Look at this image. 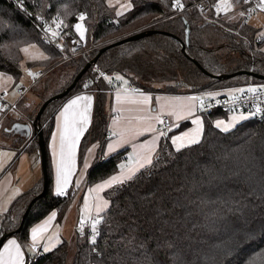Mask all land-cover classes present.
<instances>
[{"label": "trees", "instance_id": "16d2710c", "mask_svg": "<svg viewBox=\"0 0 264 264\" xmlns=\"http://www.w3.org/2000/svg\"><path fill=\"white\" fill-rule=\"evenodd\" d=\"M197 1L179 0L183 7H176L177 0H133L134 9L117 17L106 0H0V72L19 79L21 49L26 46L38 44L47 55L45 70L29 89L23 87L26 92L14 108L34 89L40 109L92 64L39 118V110L30 106L18 108L19 118L8 120L7 116L2 121L3 134L13 140L17 155L40 150L38 130L42 129L46 169L1 217L0 239L15 236L29 248L32 225L54 210L59 220L66 212L70 200L53 191L48 141L54 115L69 99L84 92L94 95L92 122L81 140L80 161L92 142H105L111 117L106 103L111 93L93 63L115 80L120 75L152 92L182 89L199 94L264 84V35L250 23L241 24L243 7L238 15L225 17L227 10L219 13L215 9L217 4L225 7L222 0H210L208 15L213 20L207 21L192 6ZM81 13L86 16L82 21L86 40L75 31ZM42 15L62 20L64 31L74 34L82 43L80 48L87 49L86 57L78 54L64 60L62 49L43 39ZM148 17L149 23L138 25L148 30L147 35L120 43L135 34V22ZM154 83L163 87L155 89ZM224 113L201 114L205 119L200 143L180 151L168 133L152 165L132 180L104 191L109 205L100 214L97 252L91 251V229L80 236L78 224L73 238L48 252L42 247L34 261L30 251L26 264H248L264 256V117L249 116L224 132L214 124V118ZM124 153L96 160L86 183L93 185L114 174ZM228 234L234 235L228 253L210 256L214 250L194 260L202 242Z\"/></svg>", "mask_w": 264, "mask_h": 264}, {"label": "crops", "instance_id": "0c3cea01", "mask_svg": "<svg viewBox=\"0 0 264 264\" xmlns=\"http://www.w3.org/2000/svg\"><path fill=\"white\" fill-rule=\"evenodd\" d=\"M228 4H230L229 0ZM234 9L235 8L231 6L228 8L227 12L233 11V13H235ZM119 81L121 82L123 89L117 91L114 94H108V100L106 103V112L109 114H112L113 112V117H110L108 121V131L112 132L113 137L111 139H104L105 142L103 143L98 140L92 142L87 148L81 161L79 158L80 144L84 134L87 132L92 122L94 95L91 92L78 94L92 97L91 107L89 110V123L87 124L86 131H84L83 135L79 139L78 144L76 145L75 163L72 169V174L69 178L70 183L66 186V189L70 187L78 188V194L74 198L70 199L66 208V212L60 220L58 219L57 210L52 211L56 213V216L48 225L47 231L43 233L44 241L42 243V247H44V243L46 242L48 234V237H50V234H52L53 239L55 240H53V244L58 242L60 244L64 239L69 240L73 238L76 235L79 221L89 217V213L85 209L86 202L87 205L91 207L92 215L96 213L95 205L101 202L98 198L107 200L104 195V191L106 189L100 192L90 191V189H94L97 184L102 183L111 176L120 175L122 171L120 165L122 164L126 165V167L123 169L125 174L128 173L129 169H135L138 166L136 161L142 156L147 155L149 149L153 146L155 147V152L153 153L154 159L160 142L164 137L160 136L161 132L167 134L171 133L170 138L174 136H181L184 133H191L197 127V125L193 122L197 119V117L202 121L204 131L205 118L203 115L197 113L195 101L189 99L190 97H193L194 93L188 92V96L181 99L174 96L171 97L165 92H152L150 90L144 89L143 87H140V91L138 92H132L130 87L137 86L136 84L131 83L126 78ZM124 81H127V83H124ZM152 86L155 89L163 87L158 83H154ZM234 89H240V87L222 89L207 93H219V95L216 96H220L229 94L227 92H232L231 90ZM117 93L120 94V101H117L116 99ZM196 94L198 93H195L194 95ZM78 95H75L69 99L54 115V125L48 141V153L53 173V191L55 194L57 158L53 155V134L57 133L56 144L58 148V127L61 126L63 122L61 118V112L64 110L65 105ZM143 96L151 97L149 103L141 104L131 102L139 101L143 98ZM84 103L86 102H80V104L76 106V110H81ZM190 110L191 115H189ZM163 115L169 116L172 122V127L166 131L160 130V121H162ZM177 115H179L180 119H177ZM157 117H159V120L156 119ZM149 128L154 130H148ZM203 131L201 133V138ZM13 144V140L5 136L3 134V127H0V219L9 210L16 198L33 187L44 174L41 164L42 157L39 149H34L30 152H22L17 155L15 149L12 147ZM173 146L176 148L175 145ZM120 151H124L125 153L119 161L118 170L103 181L93 185H88L86 183L88 173L90 168L95 164L96 160L107 158ZM142 169H140V171ZM51 213L38 223L32 225L30 228V241H32L31 229L37 225L43 224V222L51 215ZM13 239L16 240V242L21 246L24 264H26L30 248H27L26 244L20 241V239L17 237H8L0 249H2L9 240Z\"/></svg>", "mask_w": 264, "mask_h": 264}, {"label": "snow or ice", "instance_id": "6c2138e0", "mask_svg": "<svg viewBox=\"0 0 264 264\" xmlns=\"http://www.w3.org/2000/svg\"><path fill=\"white\" fill-rule=\"evenodd\" d=\"M225 7L223 9L219 10H228L229 7H231L230 4H228V0H222ZM247 2V0H245ZM176 7H183L182 4L179 3V0H177L176 4L174 5ZM131 7L130 4L121 5V8H128ZM258 8L264 9V0H260V3L257 5ZM121 13H117V15H120ZM241 15L243 16L244 13L242 12ZM42 19V17L40 18ZM86 19V16L84 13H81L79 15V20L84 21ZM54 28L52 26H48L46 28V31L50 33L52 38L59 37L61 35L60 29L62 27H65L62 20H59L58 18L53 19ZM76 31L79 33L81 39L84 38L85 35V27L82 23H77L75 25ZM34 47V46H33ZM21 51L27 53L28 47H25L21 49ZM38 57H33V59H36ZM44 59H47V57H43ZM32 75V73H29ZM117 80H123L124 78L122 76L117 75L115 77ZM109 81H111V77H106ZM124 83H127V81H124ZM88 85L86 84L85 87ZM234 93L240 92H248L255 95L258 92H264V85L256 86V87H249L247 89H234L231 90ZM216 95H219V93H208L209 97H214ZM259 99V97H257ZM117 101H120V94L117 93L116 97ZM151 97L143 96V98L139 101H131L132 103H141V104H147L149 103ZM192 101H201V107H203V102L201 97H190L189 98ZM233 99H236L235 95H233ZM91 96H83L78 95L74 99L70 100L68 104L65 105L64 110L61 112V118H62V125L58 127V135H59V147L57 148L56 140H57V133L53 134V155L57 158L56 159V194L57 195H64L66 186L70 183V176L72 174V169L74 167L75 163V149L76 145L79 142L80 137L83 135L84 131H86L87 124L89 123V110L91 107ZM86 102L84 103L81 110L77 111L76 106L80 104V102ZM255 112L249 113L250 116H255L258 113H260L262 110L259 106V104L255 105ZM189 115H191V110L189 111ZM159 120V117L156 118ZM177 119H180L179 115H177ZM247 119L246 116L240 115V116H233L232 119L228 122L224 120H217L215 121V126L217 128H221L224 132H228L232 127L235 126V124L239 120ZM163 123V121H160ZM197 127L196 129L191 133H184L181 136H174L171 138L172 144L176 146V150L180 151L183 148L190 147L192 145L200 143L201 133L203 131V124L202 121L197 117L195 121H193ZM148 130H154L149 128ZM115 135V133H114ZM167 133L161 132L160 136H166ZM111 147V146H110ZM155 152V147L149 149L148 154L142 156L139 160L136 161L137 167L135 169H129L128 173L125 174L123 172V169L126 167V165H120L122 171L120 175H114L111 176L109 179L104 180L102 183L97 184L94 189H90V191L100 192L104 189L112 188L116 185H122L126 181L132 180L137 172L140 171V169L145 168L149 165L153 164V153ZM100 199V203H97L95 205V211L97 215L95 217L91 216V207L85 205V209L89 213V218L91 219V236H90V243L94 246L92 247V252H97V249L95 247L97 242V237L100 235V231L98 229V225L101 224L103 217L100 215V213L104 212L105 209L108 207V201ZM6 211V209H5ZM56 213L52 212L51 215L43 222L41 225H37L36 227H33L31 229V240L32 245L30 248V251L33 253H36L37 247L39 246V241L43 239V233L47 231L48 225L51 223V221L55 218ZM85 220H81V224H84ZM80 231L83 232L84 229L81 227ZM44 252L50 251V248L47 246V244L43 247ZM0 264H24L23 259V253L21 251V246L16 242V240H9L6 245L2 249H0ZM252 264H264V256H258L255 258L252 262Z\"/></svg>", "mask_w": 264, "mask_h": 264}, {"label": "built area", "instance_id": "2783aa9c", "mask_svg": "<svg viewBox=\"0 0 264 264\" xmlns=\"http://www.w3.org/2000/svg\"><path fill=\"white\" fill-rule=\"evenodd\" d=\"M230 5L237 9L243 7V19L241 20L242 25H246L249 23L250 19L253 18L258 12H264V9L258 8L257 5L260 3V0H229ZM192 6H195L199 13L203 16L205 20H213V18H210L208 13L210 12L212 5L210 0H199L195 2ZM215 9L219 13H223V6L221 4H217L215 6ZM180 11H183V8H180ZM41 21V31L43 33V39L52 44L57 46L59 49H62V55L64 57V60L73 58L77 56L78 54L86 57V51L87 49H81L80 46L82 43L80 40L72 33L68 31H64V29H60L61 35L56 38H52L50 33L46 31V28L48 26H52L54 28L53 24V18L47 16V15H42ZM39 17V18H41ZM59 38H61L59 40ZM87 59V58H86ZM93 68H95L98 71L99 77L103 78L105 82H107V88L108 92L111 94L116 93L119 90L123 89V86L121 82L118 80H115L114 78L109 81L106 79L107 76L105 73L101 72L98 70V66L93 63ZM264 84H257V83H249L246 84L243 89H247L249 87H256ZM241 89V88H240ZM130 90L132 91H140V88L138 86H131ZM26 88H22V94H25ZM233 95H235L236 99H233ZM195 97H201L202 102H203V107H201V101H195L196 104V111L198 114H209L212 113L213 111H221L225 113H230V112H236L240 114H245L249 115L251 112H255V105L259 104L261 108V112L258 113L257 117H264V92H258L255 95L252 93L244 92H236V93H230V94H224L220 96H214V97H209L208 93H199L196 94ZM259 97V99L257 98ZM14 108V105H11L4 101L2 98L0 99V123L11 113L12 109ZM163 123H161V131H166L172 127V122L169 118V116L165 115L162 117ZM113 134L112 132L108 131L106 135V139L112 137ZM78 194V188L76 187H70L65 190L64 195H59L61 198H66V199H72ZM97 213L92 214V217H95ZM91 219L85 220L84 224H81V221L79 222V229L82 227L84 229L83 232H80V236H84L86 232H88L91 227ZM91 236V234H90ZM29 248H31L32 241L29 242ZM42 253V244H39L37 247L36 253L32 252V260H37L39 255Z\"/></svg>", "mask_w": 264, "mask_h": 264}, {"label": "rangeland", "instance_id": "374dc122", "mask_svg": "<svg viewBox=\"0 0 264 264\" xmlns=\"http://www.w3.org/2000/svg\"><path fill=\"white\" fill-rule=\"evenodd\" d=\"M106 1H107L108 5L113 9V11L115 12L117 17H122V16L126 15L127 13H129L132 9H134L133 0H106ZM125 4H130L131 7H128L126 9L121 8V5H125ZM223 5H224V3H223ZM240 9L241 8L234 9L235 14H233V11H228L227 13H223V14L225 17H226V15L227 16L238 15ZM118 12L121 14L117 15ZM150 18L151 17L143 18L140 21L135 22V24L133 25V28L136 30H134L132 33H135V34L143 33L144 34L143 36L147 35L146 31H148V30H140L138 25H141V24L144 25L145 23H149L151 21ZM78 23H82L84 25V23L82 21H79ZM249 23H250V25L254 26L255 28H257L259 30V34L264 35V12H258L250 20ZM84 27H85V25H84ZM85 29H86V27H85ZM75 31H76V29H75ZM76 34L78 36H80L77 31H76ZM143 36H141V37H143ZM86 37H87V31H85V35H84L83 39L86 40ZM129 37L130 36L126 37L124 40H126ZM26 47H28V52L27 53L23 52V60L20 63L21 64V66H20L21 76L19 77V79H15L13 75L0 72V95L4 101H6L7 103H9L11 105H15L21 99V89L23 87H26L27 89H29L32 86V84L35 82V79L38 78L41 75V73L45 70V66L43 65V63H44L43 61H45L46 59H44L43 57H47V55H46L45 51L43 50V48L41 46H39L38 44H33L31 46H26ZM33 57H38V58L33 59ZM29 73H32V75H30ZM132 92H136V91L132 90ZM165 93H168L167 95H169L171 97L174 96V97L181 98V99H183L184 97H187L189 94L187 91H184L182 89H177L176 93H174V92H165ZM227 93L230 94L232 92H227ZM193 97H195L194 94H193ZM40 103H41V100L37 97L34 89H31L27 92L26 96L21 100L20 106L15 107L12 110V112L10 113L9 117H7V119L11 120V118H13V117L15 119H17L16 117L19 116V109L18 108H20V107L21 108H25V107L29 108L31 106L32 110H34V109L40 110L39 109ZM240 115H244L247 118H249V116H250V115L240 114V113H236V112L224 113V114H221V115L216 116L214 118V124H215V121H217V120H224V121L228 122L232 119L233 116H240ZM163 116H165V115H163ZM111 117H113V112L111 114ZM243 120H245V119H243ZM243 120H239L236 124L240 123ZM236 124H235V126H236ZM4 125H5L4 122L0 123V127H4ZM234 127H232V128H234ZM219 129H221V128H219ZM112 137H110V139ZM261 154H262V152H261ZM41 162H42V160H41ZM48 236H49V234L47 235V239H46V242L44 243V245L47 244V246L50 248V251H51V249L53 250L59 244V242L56 244H53V242L55 240L53 239L52 234H50V237H48ZM233 236L234 235H232V234H228V237H224L221 239L218 238L217 239L218 241L217 240H214L211 242L210 241H208V242L199 241V242H202L204 244H200L199 247H201L202 249L199 252L195 253V255L193 257L194 260L197 261L198 259H201L205 255L210 254L214 250H215L214 253H211L210 256H214L216 254L222 255L224 253H228L227 250H230V244H231L230 238H232ZM43 241H44V239L42 241H39V244H42ZM184 253L187 254L186 248H184ZM259 256H262V255H259ZM239 257L240 256H238L237 259ZM253 260L254 259L252 258L248 262V264L250 262H252Z\"/></svg>", "mask_w": 264, "mask_h": 264}, {"label": "water", "instance_id": "95a60500", "mask_svg": "<svg viewBox=\"0 0 264 264\" xmlns=\"http://www.w3.org/2000/svg\"><path fill=\"white\" fill-rule=\"evenodd\" d=\"M144 34L143 33H140V34H138V35H135V36H130L129 38H127L126 40H124V41H121L120 43H122V42H125V41H131V40H134V39H137L138 37H141V36H143ZM95 61V60H94ZM93 61V62H94ZM92 64L91 63H89V64H87L86 66H85V68L83 69V71L77 76V78L75 79V81H74V83L70 86V87H68L64 92H62V93H60V94H57V95H55V96H53L52 98H50V99H48L47 101H45L43 104H42V106H41V108H40V110H39V112H38V118L42 115V113H43V111L46 109V107H47V105L53 100V99H55V98H59V97H61V96H63V95H65L74 85H75V83H76V81L77 80H79L80 79V77L90 68V66H91ZM245 73V72H244ZM38 136H39V145H40V151H41V157H42V167H43V171H44V173H45V169H46V151H45V146H44V137H43V132H42V129H39L38 130ZM6 240V236H4V237H2L1 239H0V248L2 247V245H3V243H4V241Z\"/></svg>", "mask_w": 264, "mask_h": 264}, {"label": "bare ground", "instance_id": "6f19581e", "mask_svg": "<svg viewBox=\"0 0 264 264\" xmlns=\"http://www.w3.org/2000/svg\"><path fill=\"white\" fill-rule=\"evenodd\" d=\"M135 35H138V34H134V35H132V36H135ZM138 38H140V37H138ZM135 40V39H134Z\"/></svg>", "mask_w": 264, "mask_h": 264}]
</instances>
